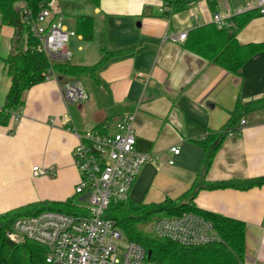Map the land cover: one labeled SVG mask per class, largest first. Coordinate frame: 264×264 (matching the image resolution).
<instances>
[{
	"label": "crops",
	"instance_id": "0c3cea01",
	"mask_svg": "<svg viewBox=\"0 0 264 264\" xmlns=\"http://www.w3.org/2000/svg\"><path fill=\"white\" fill-rule=\"evenodd\" d=\"M58 1L67 31L76 32L77 16H91L94 22L92 41L80 34L70 39V64L92 66L105 50L121 52L100 70L98 80H80L88 98L70 106L74 126L86 131L107 120L113 131L135 114L137 148L151 160L141 169L129 199L145 204L179 199L199 175L204 150L195 141L222 131L238 102L264 97V51L235 75L175 39L212 24L216 13L231 19L245 12L248 3L257 8V0H217L215 10L201 0L174 14L170 8L161 12L160 0H100L97 6L90 0ZM190 7L198 22L188 17ZM13 33L0 19V108L12 84L3 59L11 50ZM237 40L242 45L264 43V16L252 19ZM23 100L20 119L0 126V214L31 203L74 199L80 179L72 155L78 141L64 121L68 109L62 83H40L24 92ZM234 125L237 131L216 152L206 176L209 182L264 177V108L243 115ZM172 147H179L180 154L170 153ZM34 167L54 168L56 174L34 177ZM52 185L59 187L52 191ZM194 204L242 221L244 264H264V185L244 191L202 190Z\"/></svg>",
	"mask_w": 264,
	"mask_h": 264
},
{
	"label": "trees",
	"instance_id": "16d2710c",
	"mask_svg": "<svg viewBox=\"0 0 264 264\" xmlns=\"http://www.w3.org/2000/svg\"><path fill=\"white\" fill-rule=\"evenodd\" d=\"M24 1L32 15H37L47 0H0L2 25L12 27L14 33L11 50L3 59L7 75L12 81L3 107L0 108V126H8L15 113H22L23 94L32 87L45 82V73L50 65L46 56L36 51L38 41L33 37L23 15L16 5ZM95 6L100 0H90ZM171 9L172 14L185 11L191 3L201 0H160ZM212 10L217 0H205ZM167 13V11L165 12ZM259 10H250L232 17L230 25L219 29L214 23L196 27L187 34L186 47L195 55L232 74L239 75L242 68L255 56L264 51V43L242 45L237 36L252 19L260 17ZM76 33L85 41L94 37V22L91 16L74 18ZM121 52L104 51L101 60L92 66L55 63L53 68L61 78L98 80L100 70L108 61ZM264 108V97L247 104L238 102L227 126L220 132L212 133L195 142L203 148L198 178L188 193L179 199H166L158 204H145L131 201L112 202L105 216L113 220L129 241L135 242L151 253L152 261L167 264H244L246 258V225L237 219L216 215L198 209L194 204L195 195L202 190L238 189L250 190L264 185V177L248 180H228L209 182L207 173L221 143L237 130V119L243 115ZM107 120L94 129L105 132ZM138 142V146H139ZM147 148V146H146ZM54 210L74 213L77 210L74 199L65 202H36L0 214V264H52L47 262L48 249L32 241L23 244L11 242L7 233L13 222L22 216L35 215ZM196 213L209 219L220 234L218 243L188 247L168 239H162L145 231V227L161 217L180 216Z\"/></svg>",
	"mask_w": 264,
	"mask_h": 264
},
{
	"label": "built area",
	"instance_id": "2783aa9c",
	"mask_svg": "<svg viewBox=\"0 0 264 264\" xmlns=\"http://www.w3.org/2000/svg\"><path fill=\"white\" fill-rule=\"evenodd\" d=\"M159 7L161 12L168 9L162 1ZM254 7L253 3H248L245 12L256 9L264 16V0H257V8ZM16 9L21 12L38 41L36 51L44 54L50 65L45 73V81L62 83L63 98L68 109L64 121L78 141L72 155L80 179L75 188L76 212L47 210L19 217L7 233L8 239L17 245L32 241L46 247L47 262L52 264H167L152 261L144 247L129 241L117 224L105 216L112 202L129 200L141 169L151 160L137 148L136 115L127 116L118 124L115 132L109 124L105 126V132L94 128L77 130L69 108L86 101L88 96L79 80L61 78L53 68L55 63H68L71 60L68 43L77 33L67 31L62 26L58 0H47L36 16L32 15L24 1H20ZM187 14L193 21H199L194 7H190ZM229 20L219 13L213 16V23L219 29L228 27ZM186 39L185 32L175 40L185 42ZM13 117L18 121L21 113H15ZM245 124L242 120L241 126ZM170 153L179 155L180 148L172 147ZM169 164L174 165V161ZM32 173L34 177H54L56 171L54 168L34 167ZM77 198L79 202L75 201ZM150 225V233L154 236L183 246L200 247L222 240L214 224L196 213L161 217Z\"/></svg>",
	"mask_w": 264,
	"mask_h": 264
},
{
	"label": "rangeland",
	"instance_id": "374dc122",
	"mask_svg": "<svg viewBox=\"0 0 264 264\" xmlns=\"http://www.w3.org/2000/svg\"><path fill=\"white\" fill-rule=\"evenodd\" d=\"M61 3H62V0H61ZM63 4V3H62ZM65 18H67V17H65ZM81 81H83V83L85 82V81H88L86 78H83V79H81ZM90 81V80H89ZM78 104H82V102H79ZM72 107V106H71ZM71 109V108H70ZM74 110H72V112H73ZM114 121L115 122H118L117 121V119H114ZM115 130L116 129H114V127H113V132H115ZM59 186L58 185H52V191L53 190H55L56 188H58ZM76 202H79V199L77 198L76 200H75ZM151 225L149 224V225H147L146 227H145V231L146 232H148V233H150V227Z\"/></svg>",
	"mask_w": 264,
	"mask_h": 264
},
{
	"label": "water",
	"instance_id": "95a60500",
	"mask_svg": "<svg viewBox=\"0 0 264 264\" xmlns=\"http://www.w3.org/2000/svg\"><path fill=\"white\" fill-rule=\"evenodd\" d=\"M148 256H149V258L151 257V253L150 252L148 253Z\"/></svg>",
	"mask_w": 264,
	"mask_h": 264
}]
</instances>
